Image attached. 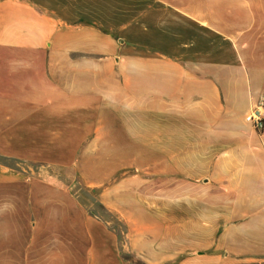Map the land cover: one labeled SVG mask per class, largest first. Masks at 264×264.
Here are the masks:
<instances>
[{
    "label": "crops",
    "instance_id": "1",
    "mask_svg": "<svg viewBox=\"0 0 264 264\" xmlns=\"http://www.w3.org/2000/svg\"><path fill=\"white\" fill-rule=\"evenodd\" d=\"M261 97L264 0H0V264H264ZM12 161L76 163L124 241L91 209L22 237Z\"/></svg>",
    "mask_w": 264,
    "mask_h": 264
},
{
    "label": "rangeland",
    "instance_id": "2",
    "mask_svg": "<svg viewBox=\"0 0 264 264\" xmlns=\"http://www.w3.org/2000/svg\"><path fill=\"white\" fill-rule=\"evenodd\" d=\"M0 161L4 163H9L8 160L1 159ZM15 168L25 175H30L35 178V181H32L33 178L21 179V195L24 201H29V204L35 205V209L30 211L21 210L19 213V218L21 223H26V228L21 232V236L28 237L29 235L36 234H46L52 237H60L65 235L66 231H75L72 229L65 230L60 228L61 222L69 221H86L87 211L96 210L100 213L102 219L109 221L110 226L115 229L119 235L121 241H124L125 238V226L122 221V218L116 214H111L103 210L101 207H97L95 200L98 198L99 193L106 188L100 187L91 191H87V187L81 180V175L77 168V164L73 163L72 165L59 166L50 163H41V162H10ZM19 166H18V165ZM140 166L132 165L125 169H122L113 179L112 186H117L121 184V180L131 175H139ZM35 174V176H32ZM47 179V183L50 184V190L46 188L44 190L41 187L42 182L38 181L39 179ZM32 182V183H31ZM111 183V182H110ZM156 183L162 185L163 188H171L172 181L168 180L164 176L163 181H154L149 180L147 182L149 188H155ZM28 184H35L32 188L28 187ZM189 184L187 181H180V188H188ZM107 190V189H106ZM44 191L46 197L44 198ZM124 203L120 204L121 211L123 209ZM34 208V207H33ZM6 216V214H3ZM45 223L40 225L39 228L35 230L31 228L32 222ZM86 238V233H85ZM87 248V242L85 239V249ZM134 263H137L134 262Z\"/></svg>",
    "mask_w": 264,
    "mask_h": 264
},
{
    "label": "built area",
    "instance_id": "3",
    "mask_svg": "<svg viewBox=\"0 0 264 264\" xmlns=\"http://www.w3.org/2000/svg\"><path fill=\"white\" fill-rule=\"evenodd\" d=\"M246 120L258 131L264 129V97H261L252 112L247 115Z\"/></svg>",
    "mask_w": 264,
    "mask_h": 264
},
{
    "label": "trees",
    "instance_id": "4",
    "mask_svg": "<svg viewBox=\"0 0 264 264\" xmlns=\"http://www.w3.org/2000/svg\"><path fill=\"white\" fill-rule=\"evenodd\" d=\"M138 264H144V263L138 262Z\"/></svg>",
    "mask_w": 264,
    "mask_h": 264
}]
</instances>
